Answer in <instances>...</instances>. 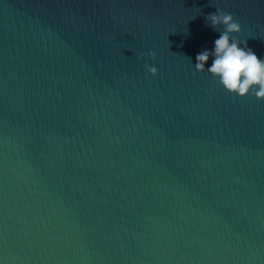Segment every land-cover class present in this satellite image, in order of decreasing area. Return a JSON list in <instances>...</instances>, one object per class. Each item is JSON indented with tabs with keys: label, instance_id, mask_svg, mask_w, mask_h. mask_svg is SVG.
Instances as JSON below:
<instances>
[{
	"label": "water",
	"instance_id": "water-1",
	"mask_svg": "<svg viewBox=\"0 0 264 264\" xmlns=\"http://www.w3.org/2000/svg\"><path fill=\"white\" fill-rule=\"evenodd\" d=\"M218 10L264 61V0H0V264H264V100L195 69Z\"/></svg>",
	"mask_w": 264,
	"mask_h": 264
},
{
	"label": "clouds",
	"instance_id": "clouds-1",
	"mask_svg": "<svg viewBox=\"0 0 264 264\" xmlns=\"http://www.w3.org/2000/svg\"><path fill=\"white\" fill-rule=\"evenodd\" d=\"M207 20L212 28L223 26L219 38L215 40L212 51L204 50L196 56L195 69L197 72L209 73L217 78L220 85L229 94L245 98L249 94L258 100H264V61L247 48L240 46L233 34L241 32L239 22L235 21L231 13L216 11L209 14ZM155 59V53L149 54ZM213 58L211 67L205 68L209 58ZM147 70L155 76L157 69L148 67Z\"/></svg>",
	"mask_w": 264,
	"mask_h": 264
}]
</instances>
